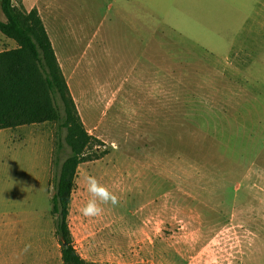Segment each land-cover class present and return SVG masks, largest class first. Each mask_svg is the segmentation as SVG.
Returning <instances> with one entry per match:
<instances>
[{
    "label": "rangeland",
    "instance_id": "374dc122",
    "mask_svg": "<svg viewBox=\"0 0 264 264\" xmlns=\"http://www.w3.org/2000/svg\"><path fill=\"white\" fill-rule=\"evenodd\" d=\"M117 2L43 13L56 47L80 58L72 98L99 140L77 167L74 247L109 264H264V0H144L138 20L119 19ZM2 37L0 50L16 46ZM63 135L56 122L0 130V264H62L50 196ZM89 174L120 201L98 217L80 213Z\"/></svg>",
    "mask_w": 264,
    "mask_h": 264
},
{
    "label": "trees",
    "instance_id": "16d2710c",
    "mask_svg": "<svg viewBox=\"0 0 264 264\" xmlns=\"http://www.w3.org/2000/svg\"><path fill=\"white\" fill-rule=\"evenodd\" d=\"M5 20L0 33L16 46L0 51V130L56 122L64 129L55 151L57 168L50 196L54 234L62 264H109L87 261L73 245L67 218L77 167L97 158L86 151L99 140L85 130L36 8L26 10L21 0H0ZM64 144L69 153L61 159Z\"/></svg>",
    "mask_w": 264,
    "mask_h": 264
},
{
    "label": "crops",
    "instance_id": "0c3cea01",
    "mask_svg": "<svg viewBox=\"0 0 264 264\" xmlns=\"http://www.w3.org/2000/svg\"><path fill=\"white\" fill-rule=\"evenodd\" d=\"M120 1L121 2L116 3L117 4L116 13H117V17L119 19L138 20V17L143 16L144 0H120ZM21 3L23 5V7L28 11L32 8L37 9L39 16L41 17V19L43 21L44 27L46 29V32H47V35H48L49 40L51 42V45L53 47V50L55 52V55H56L57 61L59 63V66L61 68V71H62L64 78L67 82V85L69 87L70 93L72 96H74V92H73L72 86H71L72 85L71 81L73 80V74L76 70V67H79V65H80V58L77 60V62L74 61L72 64L73 60L69 56L65 55L66 53L64 51H66V49L62 47V50H61V48L59 46L56 47V45L54 43V39L57 40V37L55 35L53 36L54 39L51 37L49 29L45 24V20L50 19V13L52 12V10L55 7L54 0H21ZM133 3L138 4V6L140 5V9L142 10L141 13L139 11V8L136 10H134V9L132 10V8H131V10L127 9V7L129 5H132ZM43 13L46 14L45 15L46 19L43 18ZM147 17H148V11L145 9V16H143V19L147 18ZM146 26H147V30H148V23H146ZM67 35H68V38H72L71 40L73 43H75V42L77 43L80 41V39H79L80 35L79 34H78V36H74L73 34H70V33ZM2 38H5V37H2ZM94 40L95 39H89V41L87 42V44L83 50L86 53L85 55L88 54V50L91 48L96 50V48L92 47L93 44H96ZM1 50H3V49H1ZM237 50L248 53V55H250L252 53V51H250L249 49H247L243 46L238 48ZM59 51H60V54H59ZM69 61H70V63H69ZM139 83H143V80H139L138 84ZM155 88L156 87H153V89L147 88L145 96H146V99L148 101H151V100L155 101V99L159 98L160 92H159L158 88L157 89H155ZM83 92L86 93V91H83ZM76 93H77V95L80 96L82 93V90H80V91L78 90V91H76ZM110 93H113V97H112L110 103H113L114 99H116L117 106L120 109V107H121V102H120V98H119L120 97V95H119L120 89H118V87H116L115 89L110 91ZM102 95H104V94L102 93ZM156 95H158V98L156 97ZM113 104H111V106ZM150 108L151 107L149 106V109ZM253 259L254 260L261 259V255L258 254L256 257H253Z\"/></svg>",
    "mask_w": 264,
    "mask_h": 264
},
{
    "label": "clouds",
    "instance_id": "9594fccd",
    "mask_svg": "<svg viewBox=\"0 0 264 264\" xmlns=\"http://www.w3.org/2000/svg\"><path fill=\"white\" fill-rule=\"evenodd\" d=\"M86 190L89 194V199L81 207L80 213L84 217H98L104 212V205H111L113 207L119 204V197L115 192L109 189L108 186L101 183L96 176L86 175L84 176ZM31 245L25 246L27 251Z\"/></svg>",
    "mask_w": 264,
    "mask_h": 264
}]
</instances>
